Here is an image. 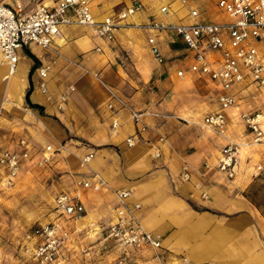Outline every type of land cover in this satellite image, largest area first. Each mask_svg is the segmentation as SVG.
<instances>
[{"label":"crops","instance_id":"0c3cea01","mask_svg":"<svg viewBox=\"0 0 264 264\" xmlns=\"http://www.w3.org/2000/svg\"><path fill=\"white\" fill-rule=\"evenodd\" d=\"M55 1L38 0L49 5ZM140 1L144 11L131 17L129 23H143L154 17L178 21L186 13L176 2L171 5L172 16L159 15L158 3ZM203 1L198 0V6L204 19L227 20L216 3L213 17H206ZM129 2L91 0V12L100 20L107 15H116ZM146 37L139 30L121 29L116 32L114 41L108 42L97 37L91 27L68 25L61 28L56 51H46L36 45L21 48L12 76H7L6 65H0V107L3 108L0 147L19 150L18 141L26 139L31 146L32 158L36 160L45 146L51 145L57 150L65 140L69 149L63 150L61 155L68 162L60 170L77 174L71 178L72 191L60 193L77 196L85 212L89 204L84 198L89 196L87 192H92L90 195L97 199L103 212L107 211L111 221L113 210L110 207L117 202L115 191L128 190L130 204L141 206L137 211L141 225L165 237L162 240L169 249L190 264H264V216L245 197L256 178L253 175L255 168L260 166L264 170V151L260 149L264 145H260L256 159H249L245 164L238 159L233 179L226 178L216 168L226 143H236L240 147L242 137H245L244 141L249 138L237 116L238 111L264 114L244 109L238 92L250 87L264 88L245 81L233 89L238 108L227 113L226 136L217 135L203 126L206 114L194 123H181L175 118L177 113L173 107L179 85L186 84L189 88L188 84L194 80L204 92L213 87L216 96L217 88L208 77L189 71L191 57L175 35L161 34L157 38L163 64L148 55ZM212 56L217 58L218 55ZM144 57L149 60V67ZM170 61L183 63L184 68H175L174 75L169 73V77H164L165 69L161 65H168ZM48 65L50 69L45 79L48 94H43L38 85L41 80L37 70ZM179 69L185 71L183 77L177 76ZM95 73L135 111L145 114L143 121L150 130L136 135V125L126 110L120 109L117 115L114 114L118 108H109V96L93 76ZM28 92V102L39 108L27 104ZM114 115L119 121L115 134L111 131ZM234 124L237 128L230 137L229 131L233 132ZM133 135L135 144L129 148L125 141ZM160 135L167 139V145L157 143ZM159 147L161 156L154 159L153 150ZM90 153H93L91 161L81 165V159ZM184 162L191 168L188 181L179 176ZM205 164L210 168L206 169ZM29 167L39 168L29 165L24 170ZM93 175L104 180V188L96 191L76 185L78 179ZM213 213L223 219H215Z\"/></svg>","mask_w":264,"mask_h":264},{"label":"built area","instance_id":"2783aa9c","mask_svg":"<svg viewBox=\"0 0 264 264\" xmlns=\"http://www.w3.org/2000/svg\"><path fill=\"white\" fill-rule=\"evenodd\" d=\"M158 3L159 15L172 16V3H179L185 9V15L178 21H162L154 17L143 23H129L128 20L143 12L145 7L140 0H130L116 15H107L97 20L91 12V0H57L52 5L39 4L28 13H23L20 6L11 7L0 3V65L7 67V76H12L17 69L18 51L21 48L36 45L46 51H56V40L61 34V28L68 25L91 27L97 37L113 42L115 34L121 29H137L145 33L150 55L159 64L164 63L157 42L159 35L173 34L185 45L191 57L188 67L192 73L206 76L217 88V108L206 114L203 126L217 135L226 136L228 128L227 113L238 108V101L233 89L248 81L254 86L264 88V0H217L216 7L227 20L211 21L204 19L198 6V0H149ZM100 51V49H97ZM217 54V58L212 55ZM50 66L37 70L40 78L39 88L43 94H48L45 79ZM185 71L179 69L178 77H183ZM93 76L101 83L109 96V108L117 115L120 109L126 110L136 125V135L150 130L143 121L145 114L135 111L127 101L113 88L106 85L98 74ZM63 102L64 97H60ZM60 108V105L58 106ZM3 108L0 107V120ZM114 115L111 123L113 134L119 128V121ZM157 116V115H155ZM238 118L248 131V146L264 145V114L260 112L238 111ZM134 136L126 139L127 147L135 144ZM160 146L167 145L164 136H158ZM19 150L0 147V186L11 187L19 178L26 166L33 165L47 168L54 164L56 150L51 145L45 146L38 159L34 160L31 146L26 139L18 141ZM239 145L228 142L224 145L216 168L226 178L233 179L238 166ZM161 156V148H155L154 159ZM93 153L81 159V165L88 164ZM204 167L209 169V165ZM262 168L256 167L254 177ZM183 181H188L191 168L183 163L179 173ZM76 185L92 188L96 191L105 187L101 177L93 175L88 179H78ZM116 205L112 220L104 227L106 240L119 251L118 264H126L127 253L130 250L152 251L156 264H170L164 255L166 250L162 245L160 234L146 230L140 223L137 211L139 203L130 204V191H115ZM55 210L67 219L79 220L84 216L85 209L77 196L66 193L57 194L54 199ZM70 236V230L62 221L40 225L24 235L25 241H33L30 247L31 256L40 264H63L61 257ZM183 264H190L186 258Z\"/></svg>","mask_w":264,"mask_h":264},{"label":"rangeland","instance_id":"374dc122","mask_svg":"<svg viewBox=\"0 0 264 264\" xmlns=\"http://www.w3.org/2000/svg\"><path fill=\"white\" fill-rule=\"evenodd\" d=\"M216 1H203L204 8H202L206 17H213ZM1 2L14 8L19 5L23 13L30 12L40 4L38 0H3ZM144 49L147 47L144 46ZM148 55L151 57L149 51ZM143 59L145 60V57ZM144 62L149 67V60ZM161 66L165 69L164 77H169V73L174 75L175 68H184L183 63L180 64L177 61H170L168 65ZM183 85V87L187 86ZM188 85H190L189 88L179 85L177 93H175L176 102L173 103L174 112L177 113L175 118L187 125L196 122L197 119H201L217 107L216 92L213 87L204 92L194 80ZM238 94L239 99L242 100L240 104L244 109L264 112V90L250 87L240 90ZM232 126L233 132L229 131L228 135L230 137L232 133L234 134L237 124ZM242 138L243 140L239 142L238 159L245 164L249 159H256L259 156L260 146H248L245 144V137ZM66 142L64 140L61 147L56 150L52 166L47 168L29 167L20 174L13 186H0V264H40L31 256L28 249L34 247L36 240L27 242L24 235L40 225L56 220L62 221L70 230L67 247L63 250L61 257L63 264H118L120 253L106 240L103 231L110 222L109 216L107 211L103 212L99 208L97 199H93L90 195L92 192H87L89 196L84 198V202L87 201L89 206L82 219H67L54 208L53 199L56 194L72 191L70 190L73 184L71 178L76 173L60 170V167L64 164L67 165L68 162L67 158L61 155L63 150L69 149ZM52 148L55 149L53 146ZM260 149L264 151V147ZM56 164L57 168H55ZM251 189L254 192L257 190L259 192V194L253 195V198L258 203H264V170L256 178H253L249 186V190ZM115 205L113 204L110 210H113ZM194 207L198 209L196 206ZM216 218L223 219L219 214L215 215ZM162 245L166 250L164 255L169 262H172L171 264H183L180 260L181 255L174 254L164 241ZM126 264H156V260L152 251L130 250L127 253Z\"/></svg>","mask_w":264,"mask_h":264},{"label":"trees","instance_id":"16d2710c","mask_svg":"<svg viewBox=\"0 0 264 264\" xmlns=\"http://www.w3.org/2000/svg\"><path fill=\"white\" fill-rule=\"evenodd\" d=\"M28 95L29 92L26 95V100H27V104L31 107V108H39L37 105L31 104L28 102ZM251 190H248L247 193H245V197L247 198V200H249L251 202V204H253V206H255V208L260 212V214L262 216H264V203H258L254 198L253 195H257V193L259 194L258 190L257 192H254ZM253 192V193H252Z\"/></svg>","mask_w":264,"mask_h":264},{"label":"water","instance_id":"95a60500","mask_svg":"<svg viewBox=\"0 0 264 264\" xmlns=\"http://www.w3.org/2000/svg\"><path fill=\"white\" fill-rule=\"evenodd\" d=\"M3 1V0H0V2Z\"/></svg>","mask_w":264,"mask_h":264},{"label":"bare ground","instance_id":"6f19581e","mask_svg":"<svg viewBox=\"0 0 264 264\" xmlns=\"http://www.w3.org/2000/svg\"><path fill=\"white\" fill-rule=\"evenodd\" d=\"M4 1H6V0H4Z\"/></svg>","mask_w":264,"mask_h":264}]
</instances>
